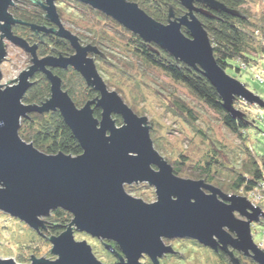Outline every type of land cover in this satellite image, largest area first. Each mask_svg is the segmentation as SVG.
I'll return each instance as SVG.
<instances>
[{"label": "water", "instance_id": "95a60500", "mask_svg": "<svg viewBox=\"0 0 264 264\" xmlns=\"http://www.w3.org/2000/svg\"><path fill=\"white\" fill-rule=\"evenodd\" d=\"M14 1L0 0V211L45 236L53 245L50 252L57 256L51 260L33 254L30 264H107L97 258L87 240L75 239L76 230L102 240L119 264H144V255L160 264L165 254L175 253L165 238H191L216 251L219 242L225 251L231 244L258 264H264V249L252 233L253 224H262L263 207L245 195L226 193L203 179L178 176L155 149L149 118L136 114L116 90L107 86L94 56L104 57L105 53L97 45L83 44L80 36L64 26L56 0H33L55 25L52 28L18 19L10 12ZM75 1L101 11L151 46L155 44L169 52L178 63L202 72L219 92L224 110L234 119L246 115L235 106L237 99L264 108V99L258 93L219 65L209 33L196 13L214 16L195 3L246 18L238 10L217 0H179L187 13L175 16L170 5L168 22L162 23L135 1ZM18 24L29 26L34 34L58 35L71 43L74 52L69 56H40L37 43L32 45L14 32L13 27ZM7 41L32 58L26 70L3 85L1 64L7 58ZM70 66L97 92L82 107L76 105L63 88V78L54 72ZM37 73L49 80L50 96L42 103L26 104L23 98L36 82ZM96 108L101 110L100 117L95 115ZM51 111L60 112L80 142L82 154H46L21 137L22 118ZM115 115L122 118V125H117ZM140 183L155 187L156 201L147 203L127 192L126 186ZM58 208L70 212L72 221L63 233L47 236L46 218ZM110 241L119 250L107 243ZM229 254L234 264H240L232 251ZM0 264L21 263L14 258H1Z\"/></svg>", "mask_w": 264, "mask_h": 264}, {"label": "rangeland", "instance_id": "374dc122", "mask_svg": "<svg viewBox=\"0 0 264 264\" xmlns=\"http://www.w3.org/2000/svg\"><path fill=\"white\" fill-rule=\"evenodd\" d=\"M19 1L14 2L18 4ZM56 4L64 26L80 36L83 43H94L98 45L102 53H105L106 57L93 55L107 86L112 91L116 90L136 114L149 118L154 147L173 168L178 166L182 170V174L176 173L178 176L193 180L199 179L195 177V174L200 173L196 164L199 161L204 162L207 154L213 156L217 154L225 166H235L237 169L248 158L245 143H250L249 145L257 154L264 155V108L253 105L255 111L253 113L257 116L260 114L258 125L248 129L250 137L242 141L238 135H234L226 125H223L218 112L210 108L203 100L201 101L186 86L175 82L161 68L145 62L136 53L130 51L126 44L130 42L131 31L125 30L126 28L115 20H111L103 13H97V10L95 11L80 1L56 0ZM247 7L253 20L264 18V0H248ZM103 38H107V41L101 44L96 42L102 41ZM256 53L255 51L251 54L255 59L257 58ZM6 57L1 64L3 74L1 84L3 85L9 80H14L23 70H26L32 58L27 51L8 41ZM102 58L107 62L99 61ZM257 59L256 64L252 61L241 71L236 70V67H240V63L234 61L232 67L227 70L228 74L236 77L264 99V59ZM257 72L262 74V79L257 77ZM181 103L187 104L193 110L196 119L183 113H176L178 104ZM114 118L120 119L117 125L123 124L122 118L117 115ZM213 149H216L215 154ZM228 176L232 177L230 174L227 175L226 170H223L219 179L226 182ZM221 189L226 193H233ZM126 190L129 194L142 198L147 203L157 200L154 186L147 183L126 186ZM242 192L237 194L247 196L254 204L264 209V196L259 200L251 196L252 192L250 194ZM27 226L24 222L16 221L11 215L0 211V259L14 258L18 263L30 264L31 255L35 254L39 258L46 257L55 260L57 256L50 252L53 247L52 243L33 229L31 231ZM252 233L255 242H258L264 235V225L253 224ZM45 234L50 236L48 232ZM75 239L87 240L98 259L107 264H113L115 257L102 248L101 240L78 230L75 232ZM175 246L181 250V264H208L210 262L208 260L211 258V253L194 239L179 238ZM141 260L145 263V260Z\"/></svg>", "mask_w": 264, "mask_h": 264}, {"label": "trees", "instance_id": "16d2710c", "mask_svg": "<svg viewBox=\"0 0 264 264\" xmlns=\"http://www.w3.org/2000/svg\"><path fill=\"white\" fill-rule=\"evenodd\" d=\"M130 1L137 2L150 16L162 23L168 22L170 5L174 7L175 16H182L185 10L179 0ZM217 1H221L228 8L236 9L241 15L246 16V18H242L221 12L214 13L216 18L201 19L203 26L207 29L209 37L211 38L214 55L219 65L228 71L227 69L232 67V62H239L240 67H236V70L241 71L242 68L245 69V67H248L252 61L254 63L258 61L257 58L264 59V18L262 17L261 20L257 21L252 19V14H250L247 7L248 0ZM10 12L18 19L28 23L42 25L46 24L47 21L43 9L32 0H20L18 4L12 6ZM96 12L102 13L101 11ZM14 32L27 38L32 44L37 41V37L31 34V29L27 25H16L14 27ZM184 32L188 34L186 29H184ZM105 40L107 41V38H103L102 41L96 42L101 44ZM45 41V45L40 44L39 55L41 56L50 53L58 54V52L69 56L73 53L71 44L59 36L51 34L46 35ZM129 41L130 42L127 43L126 46L130 51L136 53L145 62L161 68L175 82L186 86L190 92L194 93L201 101L203 100L210 108L218 112L221 115L223 125H226L234 135H238L242 141L249 139L250 135L248 129L257 127V122L260 118V114L257 116V114L253 113L255 111L252 104L242 99H237L235 101V106L246 115L243 119H234L232 114L224 110L219 92H217L215 86L209 82L202 72L196 71L185 63H178L169 52L164 51L158 45L152 44L151 46L136 34L131 33ZM152 49H156L157 52L152 51ZM255 51L257 52L256 59L251 55ZM99 61L107 62L104 58L99 59ZM55 73L63 78V88L68 91L78 107H80L82 103L84 105L87 101L92 100L96 96L97 92L93 88L87 86L83 76H80L74 68L70 67L67 70H55ZM35 81L36 82L29 88L23 98L26 104L42 103L50 96L51 88L47 77L42 73H38L35 77ZM177 109L178 111L176 110V113H183L184 115L196 119V116L193 115V110L189 108L187 104H178ZM100 114L101 110L96 108L95 115L100 117ZM117 121H120V119L117 118ZM20 122L21 126L19 133L21 137L26 142L33 143L39 150L46 154L51 155L59 152H64L72 156L82 154L80 142H78L73 131L70 130L59 111H51L50 113H30L28 117L22 118ZM245 144L246 157L248 158L243 161L239 168L235 169V166H225L221 159L218 158L217 154L214 156L207 154L205 160H203L204 162L199 161L196 164L200 173L195 174V177L199 179L203 178V180H207L209 183L211 182L219 185L227 192L230 191L237 194L244 191V193L242 192L243 194H250V192L258 188L261 182L264 181V155L260 153L257 154L254 148L249 145L250 143ZM212 151L214 154L216 153V149ZM242 152H244V149H242ZM223 170L227 171V175H232V177L228 176L226 182L219 179V176L223 174ZM174 171L177 174H182V170H180L178 166L174 167ZM216 176L218 177L217 179ZM13 218L21 222L19 219ZM46 220L48 221V226L44 231L48 232L50 236L59 235L64 232L66 225L72 221V215L67 210L58 208L54 210ZM27 228L30 227L27 226ZM33 235H35V233ZM113 261V264H119L116 259Z\"/></svg>", "mask_w": 264, "mask_h": 264}, {"label": "flooded vegetation", "instance_id": "af4514ba", "mask_svg": "<svg viewBox=\"0 0 264 264\" xmlns=\"http://www.w3.org/2000/svg\"><path fill=\"white\" fill-rule=\"evenodd\" d=\"M33 1V0H32ZM34 2V1H33ZM35 3V2H34ZM36 4V3H35ZM15 5H16V3H15ZM15 5H13V6H15ZM38 5V4H37ZM40 6V5H39ZM195 6H197L198 8L200 7V8H203V9H205V10H207L208 12H211L212 14H213V16H214V13H221V12H223V11H221V12H217V11H215L214 9H212V8H209L207 5H205V4H203V3H200V2H198V3H195ZM41 7V6H40ZM184 13H182V15H184V14H186L187 13V10H186V8L184 7ZM44 11V10H43ZM45 14H46V12H45ZM196 16H198L200 19H210V18H216L215 16L214 17H208V16H206L205 14H203V13H201V12H199V13H196ZM47 19V18H46ZM19 25V24H18ZM46 25H48V27L49 28H52V27H55V25L53 24V23H51V22H49L48 20L46 21ZM31 34H33V36L34 37H37V41L35 42V43H33V44H38L39 45V48H40V44H43V45H45L46 44V41H45V36L46 35H49V34H51V35H54V34H52V33H48V32H46V33H43V32H39V33H35L34 34V32L31 30ZM56 36V35H55ZM58 36V35H57ZM60 37V36H59ZM61 38V37H60ZM27 39V38H26ZM64 39V38H63ZM28 40V39H27ZM65 40V39H64ZM29 41V40H28ZM67 41V40H66ZM30 42V41H29ZM68 42V41H67ZM81 42L83 43V41H82V39H81ZM69 43V42H68ZM30 44H32V43H30ZM32 44V45H33ZM71 44V43H70ZM83 44H85V43H83ZM94 44V43H93ZM85 45H87V44H85ZM96 45V44H95ZM98 46V45H97ZM39 48H38V53H39ZM73 52H74V50H73ZM58 53H61V52H58ZM50 54H52V55H58V54H54V53H50ZM72 54V53H71ZM41 56V55H40ZM45 56H47V55H45ZM66 56H68V55H66ZM99 56V55H98ZM70 67H72V66H70ZM69 67V68H70ZM69 68H67V69H69ZM73 68V67H72ZM59 69H61V70H67V69H63V68H57V69H55V70H59ZM55 70H54V72H55ZM228 72V71H227ZM38 74V73H37ZM37 76V75H36ZM35 76V77H36ZM34 77V78H35ZM35 80V79H34ZM97 95V94H96ZM207 181V180H206ZM208 182V181H207ZM211 183V182H210ZM213 184V183H212ZM216 186V185H215ZM155 188V187H154ZM262 224L264 225V222H263V219H262ZM232 235H233V237H236V235L237 234H235V233H231ZM177 239H179V238H175V239H169V238H165L164 239V241H165V243L167 244V245H170V246H172V248H174V250H175V253L174 254H171V253H168V254H165L162 258H160V264H181V250L178 248V247H176L175 246V243H176V240ZM107 243H111L117 250H119L118 249V247H117V245L113 242V241H110V242H107ZM257 243V242H256ZM201 244V243H200ZM101 246H102V248H104V243H103V241L101 240V244H100ZM202 245V244H201ZM206 247V246H205ZM207 249H208V251L211 253V258L208 260V261H210L208 264H234L233 263V260H232V256H230V254H229V251H232L233 252V255L236 257V258H238L239 259V263L240 264H258L253 258H252V256L251 255H247L243 250H238V249H236V248H234V246L233 245H228V249H229V251H225L224 249H223V247H222V244L219 242V244H218V250L216 251V250H214V249H212L211 247H206ZM104 250H106L105 248H104ZM107 252H109L108 250H107ZM109 253H111V252H109ZM112 254V253H111ZM112 256L113 257H115L113 254H112ZM115 259H116V261H117V258L115 257ZM143 260H145L144 262V264H154L153 263V261H152V259H150L147 255H144L143 256V258H142ZM119 262V261H118Z\"/></svg>", "mask_w": 264, "mask_h": 264}, {"label": "built area", "instance_id": "2783aa9c", "mask_svg": "<svg viewBox=\"0 0 264 264\" xmlns=\"http://www.w3.org/2000/svg\"><path fill=\"white\" fill-rule=\"evenodd\" d=\"M256 75H257V77H258L259 79H262V78H261V77H262V74H260V72L257 73ZM252 195H253V197H254L255 199H259V200L264 196V181L261 182V184L258 186V188H256L255 190L252 191L251 196H252ZM257 244H258L260 247L264 248V235H263V237L257 242Z\"/></svg>", "mask_w": 264, "mask_h": 264}]
</instances>
